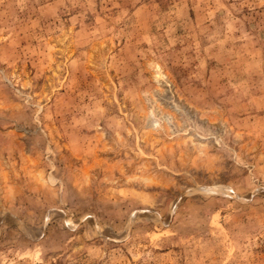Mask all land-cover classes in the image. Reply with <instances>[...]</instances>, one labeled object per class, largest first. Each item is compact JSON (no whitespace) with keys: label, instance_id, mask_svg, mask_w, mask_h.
<instances>
[{"label":"rangeland","instance_id":"obj_1","mask_svg":"<svg viewBox=\"0 0 264 264\" xmlns=\"http://www.w3.org/2000/svg\"><path fill=\"white\" fill-rule=\"evenodd\" d=\"M0 264H264V0H0Z\"/></svg>","mask_w":264,"mask_h":264}]
</instances>
